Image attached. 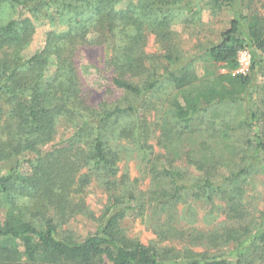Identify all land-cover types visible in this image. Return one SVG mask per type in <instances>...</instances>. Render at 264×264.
<instances>
[{
    "label": "trees",
    "instance_id": "obj_1",
    "mask_svg": "<svg viewBox=\"0 0 264 264\" xmlns=\"http://www.w3.org/2000/svg\"><path fill=\"white\" fill-rule=\"evenodd\" d=\"M236 4L245 10L217 42L194 54L180 48L176 26ZM261 10L264 0H0V264H264V211L246 209L242 189L255 168L264 174V86L254 84L264 77ZM44 26L42 47L26 56ZM95 47L107 50L101 95L92 90L101 71L87 80L77 63L81 49ZM245 49L249 71L236 73ZM197 61L227 73L200 77ZM158 94L175 128H166L168 143L200 132L214 107L238 106L246 149L224 136L251 162L193 160V176L166 151L155 154L144 117ZM129 149L151 173L146 193L118 176ZM93 181L108 195L99 215L80 198ZM190 201L210 208L208 223L213 214L224 219L209 230L181 227L176 207ZM144 206L163 217L162 240L190 245L160 249L127 236L120 223ZM77 216L96 223L80 240L69 228Z\"/></svg>",
    "mask_w": 264,
    "mask_h": 264
},
{
    "label": "rangeland",
    "instance_id": "obj_2",
    "mask_svg": "<svg viewBox=\"0 0 264 264\" xmlns=\"http://www.w3.org/2000/svg\"><path fill=\"white\" fill-rule=\"evenodd\" d=\"M242 8L243 7L236 4L232 9H224L222 12L216 14L204 10L201 13L200 20L194 23V25L188 28L180 25L176 26L174 30L179 35L180 48H182L184 52L188 51L190 53H195L196 49L198 50L211 43L217 42L221 32L229 27L232 18L236 17L241 10H245V8ZM261 12L264 14V10H261ZM46 28L48 27L44 26L37 30L33 43L24 52L26 56L31 55L42 47L43 32ZM150 46L151 50H156L152 43H150ZM106 55L107 50L105 48H83L79 52L77 61L79 66L82 67V72L87 80H95L93 75L96 74L97 70L101 71L100 76L98 75L96 77L98 80L93 82L94 86L92 89L94 93L99 91V95L104 94V90L106 89L104 81H101L103 79L105 80L108 76V72L103 67ZM238 59L241 64L240 68L248 73L251 62V53L249 49L241 51L238 55ZM195 67L200 77L205 74L218 75L227 73V70L219 65L213 66L201 61H197ZM254 84H256L257 89L258 86H264V77H257ZM160 100H162L160 94H158L154 100H151V103H153L155 107L147 112L144 117L146 127L149 130L147 141L149 145L154 147L152 151L155 154H161L166 151L168 158H171L173 161L174 167L182 171H188L193 176H198L199 172L196 170V166L190 163L193 160L208 161L209 158H212V160L218 159L231 167L235 166V164H238L237 166H246L251 162L249 153L245 155V158H241V151L238 153L233 147L229 148L227 145L230 144V142L225 140L224 136L225 133H231V135H233L231 137L233 143H236L240 150L246 149V141L249 135L247 130L239 125L242 111L238 106L226 105L214 107L204 118H200L201 122L196 124L201 131L203 130L201 134V131L190 135L187 134L178 140L173 139L172 142L168 143L164 138V134L167 133L166 128L170 131H175V128L171 121L169 107L162 104L163 101L158 103ZM213 128L216 131L214 135H212ZM58 133L59 139L64 138L63 129L60 128ZM121 144L124 147L125 144L122 142ZM203 144L211 145L213 150H207V147L203 146ZM117 166L118 176H123L125 179H128V184L136 194L146 193L148 190L150 191L154 188V183L152 184L151 181V173H148L144 169V164L141 163L138 155L135 154L132 149L125 151V154L121 155V159ZM228 171L229 170L225 168L220 169V172L225 175L228 174ZM242 189L245 194L243 198L245 208L250 211L252 210L255 215L259 217L260 212L264 211V174L255 168L254 171L246 177ZM107 196L103 187L98 186V183L93 181L80 198L85 201L90 212L99 215L106 205ZM209 209L210 208L207 206L205 207L199 203H192V201H190L188 205H178L175 210L176 217L179 219L177 224H180L183 228L185 227V229L190 227L209 230L213 225L224 219L223 216L216 217L213 214L211 217L212 220L208 223ZM120 224L127 236L138 240L146 246L151 245L160 249L176 248L180 250L182 246L185 247L190 245L188 242L183 243V241L172 239L162 240L158 235V231L162 226V230L164 231L165 229L163 217L161 216L160 219L159 215L154 214L149 206H144L139 214L137 212L128 213ZM95 226L96 223L88 220V218L77 216L75 221L69 225V228L75 231V235H77L80 240L86 234L91 233ZM218 251L223 252L219 249H209V254L216 255ZM103 264L110 263L104 262Z\"/></svg>",
    "mask_w": 264,
    "mask_h": 264
},
{
    "label": "built area",
    "instance_id": "obj_3",
    "mask_svg": "<svg viewBox=\"0 0 264 264\" xmlns=\"http://www.w3.org/2000/svg\"><path fill=\"white\" fill-rule=\"evenodd\" d=\"M238 61H239V59H238ZM239 64H240V61H239ZM240 67H241V64H240ZM240 67H239L237 73H243L244 72L243 69H241Z\"/></svg>",
    "mask_w": 264,
    "mask_h": 264
}]
</instances>
